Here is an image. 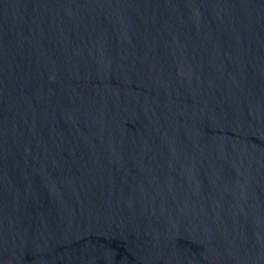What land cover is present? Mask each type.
<instances>
[{
	"label": "water",
	"instance_id": "1",
	"mask_svg": "<svg viewBox=\"0 0 264 264\" xmlns=\"http://www.w3.org/2000/svg\"><path fill=\"white\" fill-rule=\"evenodd\" d=\"M0 264H264V0H0Z\"/></svg>",
	"mask_w": 264,
	"mask_h": 264
}]
</instances>
